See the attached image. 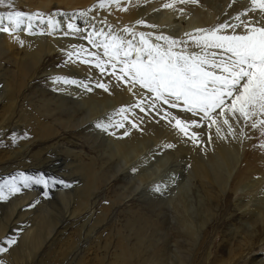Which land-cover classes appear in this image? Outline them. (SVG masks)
Returning a JSON list of instances; mask_svg holds the SVG:
<instances>
[{
	"label": "bare ground",
	"instance_id": "6f19581e",
	"mask_svg": "<svg viewBox=\"0 0 264 264\" xmlns=\"http://www.w3.org/2000/svg\"><path fill=\"white\" fill-rule=\"evenodd\" d=\"M96 1L15 0V9L21 7L23 11H0V143L11 144L9 160L0 163V183L30 182L27 186L21 185L22 189L16 195L9 194L10 200L3 214H0V264H52L54 261L50 262L48 259L54 258L51 252L57 244L65 245L66 260L73 255L83 239L90 241L86 243L80 256L83 259L92 257L93 262L98 264H200L198 260L204 246L198 240L201 235H206L202 230L210 224L221 197L224 195V202L227 203L229 194L226 193L229 191L233 194L238 189L245 190L242 196L245 199L236 205V212L242 215L240 222L244 218L240 227L243 229L245 242L244 248L238 249V255L242 257L244 251L249 254L254 252L259 240L264 243V176L258 178L249 172L236 179V173L242 164L241 156L232 162L228 172L224 171L221 175L202 165L192 167L185 164L187 161L183 162L185 165L182 163L183 166L178 169L184 167L185 171L179 174L181 179L178 183L186 186L189 192L193 190V196L189 197V202L174 205V195L181 190L180 186H173L170 191H165V185L160 187L157 194H151L146 199L150 205H162L157 214L152 209V217H146L147 211H133L128 213L129 216H141L145 219L127 220L114 225L107 223L106 212L96 211L98 206L92 199L97 197L110 180L117 176H122L121 181L125 179V167L132 166L128 165L125 158L119 163L120 158L125 153L138 157L139 147H151L157 138L156 130L150 125L144 124L139 130H134L108 116L119 123L118 130L121 132L113 141L109 137L110 142L112 141L110 145L100 150L92 139L91 149L96 153L93 157L83 151L81 144L73 145L80 142L82 129L92 117L106 114L114 106L123 107L135 118L139 116L137 111L128 106L140 98L141 93L136 84L119 75L103 74L88 63H83L81 59L91 53L88 48L78 41L50 36L49 26L43 25L42 19L36 17L37 13L45 14L53 8L71 11L92 7L94 14H101L103 6L94 4ZM141 1L143 0L132 2L119 16L120 20L134 22L139 18L144 12L139 6ZM182 2L186 1L180 3ZM257 4L264 9V0H258ZM261 21H264V12ZM77 23L81 25L80 20ZM47 27L49 30L46 33ZM193 27L195 25L181 27L177 36L192 33ZM31 29H35L36 33L29 34ZM257 38L264 44V30L260 31ZM225 42L229 46H235L239 41L230 38ZM255 42L260 43L258 39ZM61 54H65V57L59 63L44 62L49 57ZM45 77L48 79L46 84L41 83L38 87L32 85ZM58 80L61 81L57 82ZM62 81H70L74 87H66V82ZM250 85L251 82L243 78L238 89L228 92L231 96L227 103L228 109H232L234 105L232 114L240 133L243 132L244 106ZM169 113L173 116L183 115L174 111ZM191 119L186 118L182 126L173 125L169 131L170 137L176 142V153L182 155L184 160H188L189 149L187 137L181 130L185 128L184 125L190 129L195 126ZM67 133L78 139L73 141L64 138L63 135ZM209 139L213 144L216 143V154L225 157L224 150L229 148V144L226 141L224 144L217 143L214 134ZM25 152L28 155L15 164L17 158ZM191 164L197 163L191 161ZM114 168V173L104 178ZM132 168L134 170L129 173L135 174L138 183L135 191H138L143 189L145 175L142 174L139 163ZM176 170L177 168L174 169ZM45 180H50V186ZM37 181L44 182L50 192L47 189L45 192L48 193L44 194L41 187H35L34 183ZM172 181L171 178L169 182ZM209 189L216 190L213 195L215 199ZM114 193L119 205L127 197L122 198L126 193L123 186L114 188ZM142 193L143 190L141 195ZM45 195L46 202L48 197H53L59 204L52 208L44 201ZM107 207L103 206L104 209ZM76 223H80V227L68 233L67 229ZM252 226L255 228L250 231ZM71 237H75V241ZM11 242L12 245H9ZM106 256L109 262L106 261ZM234 257L236 255H228L229 264L235 263ZM254 261V264H259L262 260Z\"/></svg>",
	"mask_w": 264,
	"mask_h": 264
},
{
	"label": "rangeland",
	"instance_id": "374dc122",
	"mask_svg": "<svg viewBox=\"0 0 264 264\" xmlns=\"http://www.w3.org/2000/svg\"><path fill=\"white\" fill-rule=\"evenodd\" d=\"M14 1L0 0V11L6 13L23 11L21 7L15 9ZM134 1L139 0H97L94 4L103 6L101 14H94L92 7L71 11L53 8L45 14H36L37 19H42L43 25L49 26L50 36L78 41L91 51L81 59L83 63H88L103 74L123 77L130 83L136 84L141 93L138 101L128 105L135 112L137 111L138 118L128 114L123 107L114 106L110 112L92 117L90 124L88 123L82 129L80 142L73 144L74 146L81 144L84 152L91 157L95 156L96 153L91 149L92 139L95 140L94 145L101 150L121 135L118 130L119 123L112 119L120 120L134 130H139L144 124L150 125L157 132L153 146L139 147L138 157L125 153L120 158L119 163L125 158L128 165H132L125 167L126 178L121 181L122 176H117L110 180L99 191L97 197L92 199V202H96L95 205L98 206L96 211L106 212L107 223L114 225L120 222L125 223L127 220L145 219L141 216L131 217L129 212L147 211L146 217L153 216L150 215L152 209L156 214L159 213L162 208L161 203L150 205L146 199L151 194H157L158 189L164 185L165 191L180 186L181 190L174 195V205L179 206L186 201L189 202V197L193 196L194 191L189 192L186 186L178 183L181 179L179 174L185 171L184 167L179 169L178 167L183 166L185 161L188 166L202 165L215 174L221 175L224 171L228 172L232 162L241 156L242 164L238 170L239 173H236V179L249 172L258 178L264 176V44H261L259 38L257 39L260 43L255 42L256 36L264 30V21H261L264 9L257 4L258 0H255L256 2L246 0V4H244L245 0H181L186 1V4L182 2L183 5L180 0H168L170 4L167 0H143L139 4L144 10L140 17L134 22H122L119 16ZM77 20H80L81 25L77 23ZM188 25H195L191 28L193 32L177 36L181 32V27ZM49 28H46V33ZM31 30L32 32H27L36 33L35 29ZM52 30L55 33H52ZM230 38L238 40V45L229 46L225 40ZM64 57L65 54H61L49 57L44 62L59 63ZM243 78H247L251 85L244 106L243 132L240 133L232 114L234 105L232 109H228L227 103L231 97L229 91L238 89ZM46 80H48L46 77L38 79L32 85L38 87L46 84ZM64 82L66 87L70 85L72 86L70 88L74 87L70 81V83L62 81ZM168 111L183 113V115L173 116ZM186 118H192V125H195L192 129L184 125L185 128L181 130L187 137L188 160H184L182 155L176 153V142L169 135L171 127L181 125ZM213 134L217 143L224 144L226 141L229 144V148L224 150L225 157L216 154V143L213 144L209 139ZM63 136L73 141L78 139L70 133ZM10 145L0 143V163L9 160ZM37 150L38 148L34 149L31 154ZM27 155L28 152H25L23 156L17 158L15 164ZM191 161L197 164H191ZM138 163L142 174L145 175V183L143 189L135 191L138 186L136 176L129 172H132L134 170L132 167ZM5 166L8 164L5 163ZM174 167L177 168L176 171ZM114 171L115 168L112 172L106 173L104 178L112 175ZM171 178L173 181L169 182ZM45 181L50 186V180ZM29 183V181L0 183V214H3L12 194L16 195L15 193L19 192L22 186H27ZM195 185L198 186V183ZM34 186L41 187L44 194L50 192L44 182L37 181ZM119 186H123L126 190L122 198L127 196L120 205L114 193V188ZM31 188L34 189V187ZM141 190H143L142 195ZM209 190L215 199L213 195L216 190ZM9 191L11 192L8 193ZM244 192L245 190L242 189H238L233 194L228 191L227 203L224 202V195L218 203L214 201L215 204L217 203L216 213L210 220V224L202 230L206 235H201L198 240L204 246L200 251L198 263L229 264L228 255L230 254L236 255L234 264H254V260H262L259 264H264L263 241H258L260 243H257L258 246L254 252L249 254L248 251H244L242 257L238 255V249L244 248L245 242L243 229L240 227L244 218L240 222L239 218L240 216L242 218V215L236 212V205L241 204L245 199V197L242 198ZM43 198H46L44 199L46 202V195ZM48 198L46 203H49L52 208L59 204L53 197ZM104 205L108 206L107 209L103 208ZM79 227L80 223L72 225L67 229L68 233ZM254 228L252 226L249 230L252 231ZM93 235L94 233L91 237ZM71 238L74 241L76 239ZM88 241L90 240H81L76 251L66 260H64L65 245L57 244L51 252L54 258L49 257L48 260L54 261L52 264H98L93 262L92 257L83 259L80 256ZM9 245H12V242ZM2 252L5 253V251ZM106 261L109 262V259Z\"/></svg>",
	"mask_w": 264,
	"mask_h": 264
}]
</instances>
